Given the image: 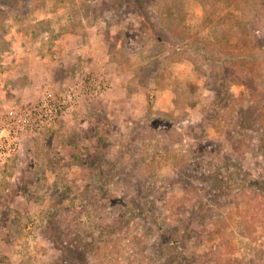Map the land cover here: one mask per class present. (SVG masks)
<instances>
[{
    "label": "rangeland",
    "instance_id": "obj_1",
    "mask_svg": "<svg viewBox=\"0 0 264 264\" xmlns=\"http://www.w3.org/2000/svg\"><path fill=\"white\" fill-rule=\"evenodd\" d=\"M13 1L0 115L107 91L0 165V264H264V0Z\"/></svg>",
    "mask_w": 264,
    "mask_h": 264
},
{
    "label": "built area",
    "instance_id": "obj_2",
    "mask_svg": "<svg viewBox=\"0 0 264 264\" xmlns=\"http://www.w3.org/2000/svg\"><path fill=\"white\" fill-rule=\"evenodd\" d=\"M106 91V86H101L99 81L87 84L81 81L79 85H66L56 94L47 90L35 103L9 107L0 115V165L19 153L24 137L65 117L83 97L99 96Z\"/></svg>",
    "mask_w": 264,
    "mask_h": 264
},
{
    "label": "trees",
    "instance_id": "obj_3",
    "mask_svg": "<svg viewBox=\"0 0 264 264\" xmlns=\"http://www.w3.org/2000/svg\"><path fill=\"white\" fill-rule=\"evenodd\" d=\"M0 12H4L5 14L7 12H13L14 15H24L28 12V9L26 6H20V1L15 3L13 0H0ZM1 20V18H0ZM1 42H4L3 35L1 36L0 33V46ZM1 48V47H0Z\"/></svg>",
    "mask_w": 264,
    "mask_h": 264
},
{
    "label": "crops",
    "instance_id": "obj_4",
    "mask_svg": "<svg viewBox=\"0 0 264 264\" xmlns=\"http://www.w3.org/2000/svg\"><path fill=\"white\" fill-rule=\"evenodd\" d=\"M22 50H24V48L23 47L22 48L20 47V52H22ZM22 55L24 56L23 53L22 54L20 53V56H22ZM28 59H29V61H28ZM24 62L26 64V66L23 69V71H24V73L25 72L27 73V76L29 78H32V76L36 75V72L37 71L39 72V70L41 71V69H42V67L40 65H37V64H41V62H39L38 60H35V58H29V57H27V58H25ZM33 94L34 95H31V98L30 99H34L35 98V91L33 92ZM28 96L29 95H27V97Z\"/></svg>",
    "mask_w": 264,
    "mask_h": 264
}]
</instances>
